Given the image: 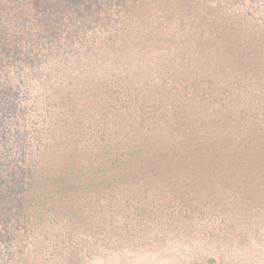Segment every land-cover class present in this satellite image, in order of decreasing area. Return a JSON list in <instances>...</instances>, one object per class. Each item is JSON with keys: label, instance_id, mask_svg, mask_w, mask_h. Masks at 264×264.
I'll return each instance as SVG.
<instances>
[{"label": "trees", "instance_id": "trees-1", "mask_svg": "<svg viewBox=\"0 0 264 264\" xmlns=\"http://www.w3.org/2000/svg\"><path fill=\"white\" fill-rule=\"evenodd\" d=\"M0 264H264V0H0Z\"/></svg>", "mask_w": 264, "mask_h": 264}]
</instances>
